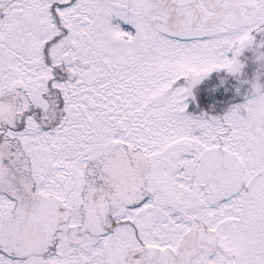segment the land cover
I'll return each mask as SVG.
<instances>
[{"label": "snow or ice", "instance_id": "6c2138e0", "mask_svg": "<svg viewBox=\"0 0 264 264\" xmlns=\"http://www.w3.org/2000/svg\"><path fill=\"white\" fill-rule=\"evenodd\" d=\"M257 35L264 0H0V264H264V88L186 103Z\"/></svg>", "mask_w": 264, "mask_h": 264}, {"label": "flooded vegetation", "instance_id": "af4514ba", "mask_svg": "<svg viewBox=\"0 0 264 264\" xmlns=\"http://www.w3.org/2000/svg\"><path fill=\"white\" fill-rule=\"evenodd\" d=\"M121 27L126 31H131L133 34L135 33V29L131 25H125L121 22ZM257 40L262 41L263 37L257 38ZM247 58L251 59L247 62L245 61V67L242 69L239 77H244L247 82L259 74H262L264 77V61H255V58L250 53ZM220 76L228 75L223 70L213 72L192 89V97L194 99L189 97L186 101L188 104V115L198 117L207 114L209 117H217V77ZM179 86L187 87L188 83L182 80L179 82Z\"/></svg>", "mask_w": 264, "mask_h": 264}, {"label": "rangeland", "instance_id": "374dc122", "mask_svg": "<svg viewBox=\"0 0 264 264\" xmlns=\"http://www.w3.org/2000/svg\"><path fill=\"white\" fill-rule=\"evenodd\" d=\"M260 37H263L262 41H264V35H257V38H260ZM260 42L261 41L257 40V44L255 46H253V47H251L249 49H246L242 53V55L238 58L239 61L242 60V61H240L241 65H242V68H241L239 73L232 74V73H229L226 70H223V71H225L228 76L233 77L236 80H239L241 82L244 79V77H239V75H240L242 69H244V67H245V61L247 62L249 59H251V58H247L249 53L253 55V57L255 58V61H259V62L264 61V60L260 59L261 54H264V48H260L259 47V43ZM242 82H244V81H242ZM247 84L249 85V88H247L248 90H244L242 92V95L238 96V97H240V101L237 102V104H234V103L233 104H229V107L228 106H227L228 108L225 107V109H223L222 112L218 111L217 112V117L222 118L230 109H232L236 105L247 103V101L253 97L256 85H259L262 88H264L263 75L259 74L258 76L252 77L251 80Z\"/></svg>", "mask_w": 264, "mask_h": 264}, {"label": "trees", "instance_id": "16d2710c", "mask_svg": "<svg viewBox=\"0 0 264 264\" xmlns=\"http://www.w3.org/2000/svg\"><path fill=\"white\" fill-rule=\"evenodd\" d=\"M242 81L229 76L217 77V112H222L225 107H229V104H236L240 101L238 96H241L242 92L249 88L248 82L245 79Z\"/></svg>", "mask_w": 264, "mask_h": 264}]
</instances>
